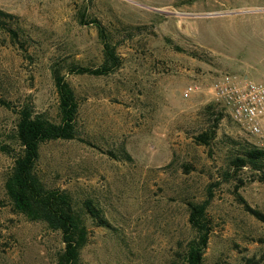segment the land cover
I'll list each match as a JSON object with an SVG mask.
<instances>
[{
	"label": "rangeland",
	"instance_id": "rangeland-1",
	"mask_svg": "<svg viewBox=\"0 0 264 264\" xmlns=\"http://www.w3.org/2000/svg\"><path fill=\"white\" fill-rule=\"evenodd\" d=\"M97 24L117 67L70 74L68 65H101ZM56 65L77 101L76 139L41 144L35 172L106 223L86 221L77 264H180L193 236L186 204L203 201L202 264H264V223L245 209L264 215V161L234 165L264 145L204 94L181 98L220 74L264 80V0H0V264H56L62 249L59 233L14 213L3 190L19 152L16 111L26 104L58 122Z\"/></svg>",
	"mask_w": 264,
	"mask_h": 264
},
{
	"label": "trees",
	"instance_id": "trees-1",
	"mask_svg": "<svg viewBox=\"0 0 264 264\" xmlns=\"http://www.w3.org/2000/svg\"><path fill=\"white\" fill-rule=\"evenodd\" d=\"M2 16L12 18L10 15ZM95 29L102 46L101 65L96 69L68 65L67 71L70 74L104 76L117 67L118 59L114 55L105 29L99 24ZM49 70L57 97L58 122H50L44 115L34 113L26 104L16 111L14 137L19 152L12 158V166L3 182V190L14 213L20 214L29 222H41L48 230L59 233L62 249L55 263L77 264L80 250L86 244V221L94 223L97 227H105L106 223L91 201H81L79 208H76L68 193L46 188L35 172L41 144L76 139L77 101L74 92L60 74L57 65L51 66ZM2 105L9 108L5 103ZM209 139L204 133L196 137V142L205 145ZM5 152L6 147L0 144V153ZM241 155L240 158L234 159L237 168H253L264 161V149L252 145ZM206 206L207 201L186 204V221L193 236L184 244L180 264H202V255L211 231L210 220L205 214ZM245 209L264 223V215L247 207Z\"/></svg>",
	"mask_w": 264,
	"mask_h": 264
},
{
	"label": "built area",
	"instance_id": "built-area-1",
	"mask_svg": "<svg viewBox=\"0 0 264 264\" xmlns=\"http://www.w3.org/2000/svg\"><path fill=\"white\" fill-rule=\"evenodd\" d=\"M204 94L232 123L254 140L264 145V80L252 82L229 74H220L201 87L187 84L181 91L182 99Z\"/></svg>",
	"mask_w": 264,
	"mask_h": 264
},
{
	"label": "crops",
	"instance_id": "crops-1",
	"mask_svg": "<svg viewBox=\"0 0 264 264\" xmlns=\"http://www.w3.org/2000/svg\"><path fill=\"white\" fill-rule=\"evenodd\" d=\"M255 74H256V73H252V75H253V76H255ZM241 78H243V79H246V80H247V76H245V75H244V76H242Z\"/></svg>",
	"mask_w": 264,
	"mask_h": 264
}]
</instances>
